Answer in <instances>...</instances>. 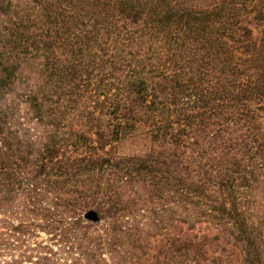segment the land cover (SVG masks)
<instances>
[{
	"label": "trees",
	"instance_id": "obj_1",
	"mask_svg": "<svg viewBox=\"0 0 264 264\" xmlns=\"http://www.w3.org/2000/svg\"><path fill=\"white\" fill-rule=\"evenodd\" d=\"M1 16L0 264H264V0Z\"/></svg>",
	"mask_w": 264,
	"mask_h": 264
},
{
	"label": "rangeland",
	"instance_id": "obj_2",
	"mask_svg": "<svg viewBox=\"0 0 264 264\" xmlns=\"http://www.w3.org/2000/svg\"><path fill=\"white\" fill-rule=\"evenodd\" d=\"M5 20V18H3L2 16L0 17V21H4ZM28 75L25 73L24 74V77H27ZM137 146L136 145H133V144H131L130 142H128V143H125V145L124 146H122L121 147V149H122V151L123 152H126V153H130L129 151H132L133 149H135ZM138 147H139V145H138ZM156 206H157V204H153V205H149V208L150 209H152V208H156ZM140 207H142L141 205H140ZM145 215V216H144ZM148 218H149V220H148ZM151 218V219H150ZM137 221L138 222H140V223H144L145 222V224L147 223V224H150V222H153L154 221V219H153V217H150V214H142L140 217H138L137 218ZM206 227H208L207 225H204V228H206ZM152 230V232H153V228L151 229ZM212 232H211V234L212 233H216V232H214L215 230H211ZM153 246H155L154 244H153Z\"/></svg>",
	"mask_w": 264,
	"mask_h": 264
}]
</instances>
